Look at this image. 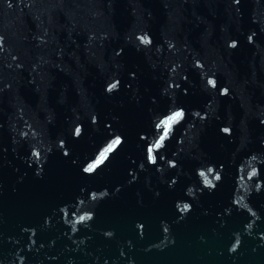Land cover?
Masks as SVG:
<instances>
[{
    "label": "water",
    "instance_id": "95a60500",
    "mask_svg": "<svg viewBox=\"0 0 264 264\" xmlns=\"http://www.w3.org/2000/svg\"><path fill=\"white\" fill-rule=\"evenodd\" d=\"M0 264H264V0H0Z\"/></svg>",
    "mask_w": 264,
    "mask_h": 264
},
{
    "label": "snow or ice",
    "instance_id": "6c2138e0",
    "mask_svg": "<svg viewBox=\"0 0 264 264\" xmlns=\"http://www.w3.org/2000/svg\"><path fill=\"white\" fill-rule=\"evenodd\" d=\"M181 114L180 113H176L175 116L173 117V119H176L180 116ZM119 143V140L115 141V143L112 145V147L115 146V144H118ZM111 150V149H109ZM97 163H99V161H97ZM95 165H93L92 167H94Z\"/></svg>",
    "mask_w": 264,
    "mask_h": 264
}]
</instances>
